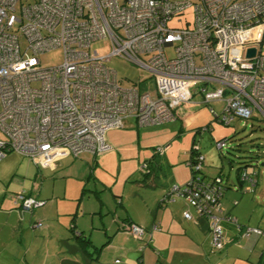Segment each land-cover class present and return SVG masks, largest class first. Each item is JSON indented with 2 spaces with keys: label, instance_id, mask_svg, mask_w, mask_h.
Instances as JSON below:
<instances>
[{
  "label": "built area",
  "instance_id": "obj_1",
  "mask_svg": "<svg viewBox=\"0 0 264 264\" xmlns=\"http://www.w3.org/2000/svg\"><path fill=\"white\" fill-rule=\"evenodd\" d=\"M187 11L192 25L170 27ZM101 39L111 47L104 56L90 51ZM56 49L63 53L61 65L42 66L39 57ZM112 57L149 72L153 88L120 87L106 66ZM0 104V161L15 152L50 170L67 157L110 152L105 134L126 120L138 128L170 123L187 104L207 107L225 126L255 115L264 121V0H0ZM215 145L219 151L227 146ZM192 149L190 180L170 186L160 203L182 201L184 220L205 222L211 252L224 247L223 221L239 238H264V230L243 228L227 214L223 179L203 176L204 157ZM238 179L243 192L254 193V172L244 168ZM15 202L22 211L44 204L23 194ZM124 229L143 241V227Z\"/></svg>",
  "mask_w": 264,
  "mask_h": 264
},
{
  "label": "rangeland",
  "instance_id": "obj_2",
  "mask_svg": "<svg viewBox=\"0 0 264 264\" xmlns=\"http://www.w3.org/2000/svg\"><path fill=\"white\" fill-rule=\"evenodd\" d=\"M192 23L193 13L187 11L174 18L170 27L179 29ZM259 35V31L254 32L255 39ZM19 44L23 50L25 41L21 36ZM90 51H96L99 56L109 54L111 47L108 39L94 42ZM166 55L171 57L172 49H166ZM39 61L44 67L59 66L63 62V53L56 49L40 56ZM106 66L115 72L122 88L137 87L147 91L154 86L150 73L132 62L112 57ZM213 107L219 112L222 106L216 104ZM183 109L192 111L193 107L187 104ZM179 121L183 123L180 132V126L173 123L139 130L128 126L109 130L105 134V141L111 148L110 152L81 154L77 159H66L61 164L63 167L53 175L48 169L40 173L28 158L15 152L7 153L0 161V264H40L46 256L55 257L52 249L56 237L67 234V227L71 225L88 232L93 220V229L104 227L110 233L120 230L113 242L124 245L123 248L129 251L125 252L127 255L122 254V264H135L136 257L140 255L137 253L139 245L145 247L143 264H164L162 260L175 255L167 256L164 252L159 256L152 249L155 247L154 237L160 229L152 231L151 235L145 231L144 241L140 242L121 228L128 222L138 225L149 223L155 211L159 214L162 210L158 206L164 195L163 186L171 184L183 187L187 184L191 178L188 161L192 148H196L204 157L202 174L206 178L220 175L225 185L230 184L223 194L222 203L229 208L235 205L232 210L238 224L243 228L257 227L264 230L262 218V224L255 227L258 216L264 210V166H261L264 164V121L255 116L245 122L236 119L230 126H225L214 121L213 114L203 105H198V109ZM224 137L229 142L220 155L215 142ZM157 148H164V154L168 155L167 160L163 159L167 170L165 178L162 175L159 177L161 187L143 188L139 184L142 174L147 172L143 166ZM248 161L251 162L247 170L256 174L258 182L253 194L243 192L237 180L238 168L242 166L241 163ZM19 194L43 201L44 204L31 211H22L15 202ZM177 215L174 212L173 218ZM175 219L181 221L180 218ZM37 224L41 226L31 231V227ZM49 228L55 229L51 238L45 233ZM180 229V226H176L173 232L163 230L173 234V238L170 241L162 238L157 241L160 248L165 250L169 242L180 251L186 246L190 247ZM149 239L151 247L146 245ZM243 239L233 244L228 256L227 252L221 255H217L218 251L210 253L209 247V252L208 249L205 254L203 252L202 264H256L260 252H264V238L259 239L250 254L242 251L246 249ZM202 251L198 249V253ZM111 254L107 252L105 256L109 255L112 260L114 257ZM176 262L179 260L176 259Z\"/></svg>",
  "mask_w": 264,
  "mask_h": 264
},
{
  "label": "crops",
  "instance_id": "obj_3",
  "mask_svg": "<svg viewBox=\"0 0 264 264\" xmlns=\"http://www.w3.org/2000/svg\"><path fill=\"white\" fill-rule=\"evenodd\" d=\"M191 107H193L192 111H187V110L182 109L181 112L179 113L178 118L175 121L170 122V123H166V124H171V123L178 124L180 126V129H178V132H180L181 127L183 128V123H182V121H179V120H182L184 118V116H186V114L195 111V109H198V105H192L191 104ZM255 116L258 118L257 115H255ZM255 116H253V118ZM258 120H260V118H258ZM162 125H165V124H162ZM158 126H161V125H158ZM126 127L139 130V129L150 128L152 126L138 128L135 125V122L133 120H126L124 127L122 129H124ZM69 158L77 159L78 157H76V158H73V157L64 158L63 160H61L57 164L55 169H53V170L48 169L49 170L48 172L52 173V175L56 174L63 167L61 164H63V162ZM167 158H168V155L166 156L164 153L162 156H154V153L152 154L151 158L149 159L151 161V163H150L151 164L150 165L151 171L148 175H146V176L142 175L141 176V179L139 180V182H140L139 184L141 185V187L153 188V189L161 187V184L159 183V177L162 175L165 178V174H166L165 172H167V170L165 169V167L163 165V159L167 160ZM149 160H147V161H149ZM37 170L41 173L44 169H37ZM203 176H205V175L203 174ZM226 185H227L226 190H228L230 187V184H226ZM169 186H171V184L168 186L167 185L163 186L162 193H164L165 190L167 188H169ZM239 187H241L240 183H239ZM224 195H225V192H224ZM224 195L222 198H224ZM221 203H222V199H221ZM222 206L225 208L227 214L229 216H231L232 218H234V216H233L234 211L232 210V208L235 205L232 204V206L229 208L223 202ZM159 208H162L161 212L158 214L157 211H155L152 214V218H151L149 223L139 225V226L143 227L145 229V231H147V232H150V230L152 229V227L154 225H157L158 229H160L159 234H157L154 237V243L153 244L155 245V247H152V249L156 250V252L159 256H162V254L164 252L167 254V256L169 254L175 255L176 258L173 256H171V257L169 256V258L164 259V260H162V257H161V260L164 264H202L204 261L203 252L205 254V251L207 249L209 252V247H210L209 246V234L207 232L205 222L202 221V222H200L199 225H195L192 222L184 220L182 218L181 212H183V210L186 209V206L182 201H175L173 203L166 204L165 206H162V207L158 206V209ZM174 212L178 214L177 217H175V218H180L181 221L178 222V221H176L175 218H173ZM190 212L193 213L192 210H190ZM43 217H46V216L44 215ZM261 218H262V214L258 216V218L256 220L255 227L256 226L259 227L262 224L261 220L263 218L262 219ZM234 219L237 222V219L236 218H234ZM93 221L90 222L91 227H88V229L91 232L89 230L87 232L86 229H78L76 226H74V227L76 230L82 231L83 235H85L91 241L93 246L100 247V246L105 244V246L101 249V252L97 257V260L95 259L96 261H94V262L96 264H112V261L115 258H118V259H120L121 264H122L124 262L122 254L124 253V255H127V253H125V252H129V251H126L123 248L124 245H122L120 243L113 242L114 237L116 235H118V233H120V230L117 229L116 231H113L110 233L104 227H101L100 229H93V227H92ZM132 223L138 225L135 222H132ZM176 226H180L181 235L186 240L187 245H191V246L190 247L186 246L184 248V250L180 251V249L172 247L171 243L169 242L168 243L169 245L167 246V248L165 250L161 249L160 246L158 245L159 243H157V241L159 242L161 238H162V240L163 239L164 240L169 239V241H170L173 238L172 237L173 234L165 233V232H163V230H168L169 232H173ZM69 227H67V231H68L67 234L61 235V236L59 235L58 237H56V241L54 242L53 249H52L55 251V257L46 256L47 258H42V259L46 260L48 263H46L42 260L40 264H60L61 261H63V260H67V261H77L78 260L77 257L67 254L66 253V247H63L60 244L61 241L66 240L70 237ZM31 228H32V229H30L31 231L37 230V229H34V227H31ZM222 229L224 232L225 243H224V247L221 250H218L217 255H221V254L227 252L226 255L228 256L229 252L231 251L232 246H234L233 244L236 242H239V240L242 238H239V236H238L239 233H238L237 229L230 222L223 221L222 222ZM45 231H46L45 233L48 234L49 238H51L55 233L54 228H49V229H46ZM92 233H94V236L92 235ZM181 235H179V236L182 237ZM39 238H40V244H41L42 236L40 235ZM259 239H256L254 242L250 241V240H245L246 244L244 246L246 249H243L242 251H244V252L247 251L248 254L253 252L255 250L257 244H258ZM242 241H244V239ZM67 242L71 243L70 240H67ZM148 246L151 247V243L148 244ZM140 247H142V246L139 245L138 249H137V253H138V255L139 254L140 255L136 257L135 264H143V261H144L143 255H144L145 247L143 246V248H141L142 250L140 249ZM201 247L203 248V251H202ZM198 249L201 250L202 253H198ZM107 252L108 253L112 252L111 255L114 257L112 260L109 259V255L105 256V253H107ZM210 253H211V251H210ZM263 254H264L263 251L260 252L259 256L257 257V263L256 264H264ZM43 256H45V254H43ZM176 259H178L179 262H176Z\"/></svg>",
  "mask_w": 264,
  "mask_h": 264
},
{
  "label": "trees",
  "instance_id": "obj_4",
  "mask_svg": "<svg viewBox=\"0 0 264 264\" xmlns=\"http://www.w3.org/2000/svg\"><path fill=\"white\" fill-rule=\"evenodd\" d=\"M213 120L214 121H218V116L216 115H213ZM221 141H224L226 144L229 142V139H227L226 137L220 139V140H217L216 142H221ZM215 142V143H216ZM193 150V149H192ZM192 150H191V153H192ZM196 152V151H195ZM218 153L220 155H222V151H219L218 150ZM163 154H158L155 152L154 150V156H162ZM191 155V154H190ZM251 161H248V162H243L241 163L242 166L238 168V173H237V180L239 181L238 179V175H239V172L244 169V168H247L249 167L248 164L250 163ZM151 161L149 160L145 166H146V169H147V172L143 173L142 175L143 176H146L150 173V164ZM203 170V169H202ZM216 177V176H215ZM170 188V186H169ZM169 188H167L165 190L168 191ZM227 186L225 185L224 183V189L226 190ZM164 192V193H165ZM25 196V195H24ZM28 197V196H27ZM159 206H164L162 205L161 203L159 204ZM17 208V207H16ZM129 224H134L132 222H128L127 225ZM34 228H36L35 226H33ZM122 231H125L124 229V226L121 228ZM156 230H159L158 229V226H157V229ZM69 232H70V237L66 240H63L60 242V244L63 246V247H66V253L69 254V255H73L75 257L78 258L77 261H67V260H63L61 261L60 264H96L94 261L97 260V257L98 255L100 254L101 252V249L105 246L102 245L100 247H95L93 246V244L91 243V241L85 236L83 235V232L82 231H79V230H76L75 227L73 225H71L69 227ZM152 231L150 230V233ZM149 233V232H148ZM67 240H70L71 243H68ZM143 241H144V238H143ZM151 243V239H149V241L146 243V245L150 244ZM140 248H143L140 247ZM142 250V249H141ZM96 259V260H95ZM115 259H118V258H115ZM114 259V260H115ZM113 260V261H114ZM120 260V259H119ZM113 261H112V264H113ZM120 264H121V261H120Z\"/></svg>",
  "mask_w": 264,
  "mask_h": 264
},
{
  "label": "water",
  "instance_id": "obj_5",
  "mask_svg": "<svg viewBox=\"0 0 264 264\" xmlns=\"http://www.w3.org/2000/svg\"><path fill=\"white\" fill-rule=\"evenodd\" d=\"M253 54H254V51H253V50H250V51L248 52V57H252ZM261 166H264V164H262Z\"/></svg>",
  "mask_w": 264,
  "mask_h": 264
}]
</instances>
